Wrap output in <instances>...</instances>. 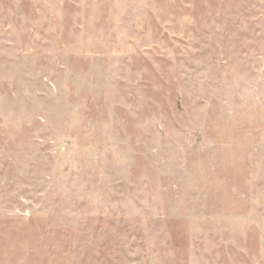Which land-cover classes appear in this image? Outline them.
<instances>
[{"label": "rangeland", "instance_id": "374dc122", "mask_svg": "<svg viewBox=\"0 0 264 264\" xmlns=\"http://www.w3.org/2000/svg\"><path fill=\"white\" fill-rule=\"evenodd\" d=\"M0 264H264V0H0Z\"/></svg>", "mask_w": 264, "mask_h": 264}]
</instances>
